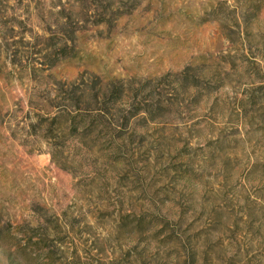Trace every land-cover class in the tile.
<instances>
[{"label": "rangeland", "instance_id": "374dc122", "mask_svg": "<svg viewBox=\"0 0 264 264\" xmlns=\"http://www.w3.org/2000/svg\"><path fill=\"white\" fill-rule=\"evenodd\" d=\"M0 264H264V0H0Z\"/></svg>", "mask_w": 264, "mask_h": 264}]
</instances>
